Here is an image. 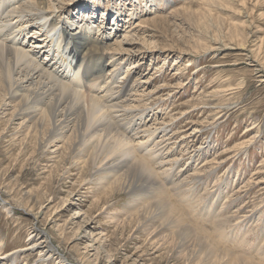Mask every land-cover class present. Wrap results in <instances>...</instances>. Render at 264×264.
Masks as SVG:
<instances>
[{
    "label": "rangeland",
    "instance_id": "rangeland-1",
    "mask_svg": "<svg viewBox=\"0 0 264 264\" xmlns=\"http://www.w3.org/2000/svg\"><path fill=\"white\" fill-rule=\"evenodd\" d=\"M55 4L80 22L124 27L107 45L124 36L131 44L117 80L131 79L132 104L152 119L148 126L163 129L148 148L167 152L168 172L155 178L135 168L98 183L90 166L41 150L0 105V256L23 248L34 230L56 250L45 261L19 252L0 264H264V0ZM37 27L28 35L40 38ZM175 179L189 194L171 189ZM222 206L235 215L233 227L212 223ZM149 209L159 220L152 237Z\"/></svg>",
    "mask_w": 264,
    "mask_h": 264
},
{
    "label": "bare ground",
    "instance_id": "bare-ground-1",
    "mask_svg": "<svg viewBox=\"0 0 264 264\" xmlns=\"http://www.w3.org/2000/svg\"><path fill=\"white\" fill-rule=\"evenodd\" d=\"M58 7L60 6L55 4V0H0L1 112L12 109L9 120L13 123L18 121V126L28 131L26 137H35L41 150L49 151L50 148H54L50 152L56 153L55 157L62 150L75 164L83 168L90 166L94 174L99 176L98 183L100 180H107L120 172H129L135 168L148 171L147 173L150 172L155 178L161 172L164 175L168 172L165 168L162 170L166 165L164 161L167 152L159 151L160 148L158 151L154 150L155 148H148L155 138L153 136L161 133L163 129L148 126L149 119L143 112L144 109L137 110L132 104L134 99L131 92L138 89L130 81L131 79L117 80L118 70L125 60L123 53L125 56H132L128 49L131 45L130 41L124 36L115 41L114 45L117 47L107 46L108 39L112 36L117 38L123 26L120 24L112 27L94 26L92 18L86 22H83V19L81 23L76 15L66 16L64 10ZM34 25L40 29V33L36 30L34 35L39 33L40 38L36 39L28 35ZM27 42L29 45H26ZM110 65L112 68L105 73ZM132 67L136 66L132 65ZM136 116H140V119H135ZM140 133L143 135L141 136ZM155 144L154 147L157 145ZM146 148L147 152L139 153V150ZM145 158H149L155 166H151ZM175 181L176 179L170 182L171 189L175 193L183 195L186 190L189 191L182 183ZM1 207H4V204ZM151 210L149 209L145 216L149 222H146L144 227L148 231L159 221L156 220L153 212H150ZM228 210L225 213L224 206L216 210L212 223L218 229L225 225L233 227L230 223L235 215H228ZM170 212L171 210H168L171 220L174 211L171 214ZM209 213L211 210L207 211V214ZM160 227L161 231L162 228L163 230L170 228L167 224ZM157 229L159 227L149 231V236L152 237L157 233ZM240 241L243 243L244 240ZM208 247L211 249L210 245ZM19 252H37L40 261H45L48 257L52 258L56 254L49 237L36 230L30 234L25 246L12 255L15 257ZM183 252L182 254L187 253ZM12 255L8 253L1 255L0 258L7 259ZM213 257L215 258V255ZM239 260L241 262V259ZM249 261L245 263L251 264L248 263ZM60 262L58 261L57 264H61Z\"/></svg>",
    "mask_w": 264,
    "mask_h": 264
}]
</instances>
